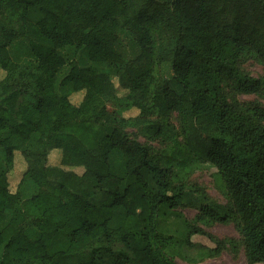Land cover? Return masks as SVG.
I'll use <instances>...</instances> for the list:
<instances>
[{
    "label": "trees",
    "instance_id": "trees-1",
    "mask_svg": "<svg viewBox=\"0 0 264 264\" xmlns=\"http://www.w3.org/2000/svg\"><path fill=\"white\" fill-rule=\"evenodd\" d=\"M249 58L264 65V0H0V264H176L202 231L167 225L190 196L171 167L206 163L222 177L247 264H264V108L238 99L264 96V80L241 69ZM42 65L55 72L51 103ZM190 75L219 123L185 100ZM130 109L139 117L125 118ZM131 128L173 144L165 166ZM17 152L26 171L12 193ZM71 197L86 201L92 240L63 221L47 242L49 212Z\"/></svg>",
    "mask_w": 264,
    "mask_h": 264
},
{
    "label": "rangeland",
    "instance_id": "rangeland-1",
    "mask_svg": "<svg viewBox=\"0 0 264 264\" xmlns=\"http://www.w3.org/2000/svg\"><path fill=\"white\" fill-rule=\"evenodd\" d=\"M179 61L184 63L188 60L187 55L181 51ZM42 71L48 79L47 85V101L54 102L56 99L54 93L55 72L52 68L42 65ZM241 69L257 79L264 80V65L257 61L256 58H249L243 61ZM5 73L0 71V80L3 79ZM184 84L189 90V94L185 100L194 103V110L197 115H208L211 120L219 123V116L213 112L210 99L204 94V85L199 75H190L182 78ZM117 87L118 81L114 80ZM125 92L121 89L118 96L123 98ZM84 93L75 94L71 97L73 104L81 103ZM242 104L255 105L264 108V96L250 95L239 96ZM110 112L121 113V107L117 102L109 104ZM137 109H130L123 112L125 118L139 117ZM176 115L172 118L173 125L179 129V123ZM131 137L141 144L151 148L152 154L158 158L163 166H165L166 158L171 156L173 144L167 140H152L141 129H128ZM134 160L141 163L145 160V154L136 151L133 153ZM62 153L54 151L49 157V165L52 167L60 166ZM70 170V169H69ZM68 170V171H69ZM26 171V162L19 152L15 154V165L13 171L9 175L10 190L15 193L18 185ZM79 175L84 173V169H71ZM173 183L175 185H185L186 191L190 196L186 199V204L174 211L172 218L167 222L171 225L173 222L187 221L198 230L201 234L192 236L191 243L195 248H187L179 246L174 255L176 264H247L246 249L244 239L239 228V224L231 214V206L226 195V188L219 172L206 163L194 166L188 169L178 167L176 164L171 167ZM189 204L191 201H196ZM182 216L177 219L176 216ZM199 217H202V222ZM63 221H72L80 224V237L84 242H90L94 234L93 219L86 211V201L82 198L71 197L64 201L60 206L51 210L44 222L43 232L46 241L49 242L54 235V229ZM181 237V236H180ZM180 240H185L181 237ZM219 244H223L224 248L220 255L213 257L209 255L208 249H216Z\"/></svg>",
    "mask_w": 264,
    "mask_h": 264
}]
</instances>
